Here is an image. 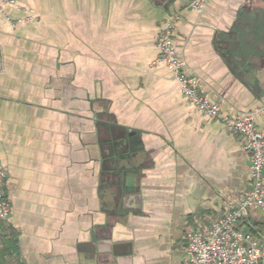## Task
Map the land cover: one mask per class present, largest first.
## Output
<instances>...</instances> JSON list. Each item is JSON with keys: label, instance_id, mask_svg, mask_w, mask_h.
<instances>
[{"label": "crops", "instance_id": "0c3cea01", "mask_svg": "<svg viewBox=\"0 0 264 264\" xmlns=\"http://www.w3.org/2000/svg\"><path fill=\"white\" fill-rule=\"evenodd\" d=\"M192 1L0 0V264H185L187 232L242 200L240 136L187 101L157 41L177 16L200 92L264 131V0ZM247 221L264 244V213Z\"/></svg>", "mask_w": 264, "mask_h": 264}, {"label": "built area", "instance_id": "2783aa9c", "mask_svg": "<svg viewBox=\"0 0 264 264\" xmlns=\"http://www.w3.org/2000/svg\"><path fill=\"white\" fill-rule=\"evenodd\" d=\"M209 2L193 0L191 8L202 13ZM177 24V16L165 18L157 41L160 56L156 63L168 67L191 105L206 117L220 120L229 132L240 136L250 161L248 189L242 200L208 225L197 224L187 232L183 245L185 264H261L264 262V244L247 220L252 211L264 213V131L256 126L253 112L223 116L220 104L200 92V80L188 74L186 62L178 56L174 38ZM6 178V170L0 166V240L12 213L11 201L4 191Z\"/></svg>", "mask_w": 264, "mask_h": 264}]
</instances>
